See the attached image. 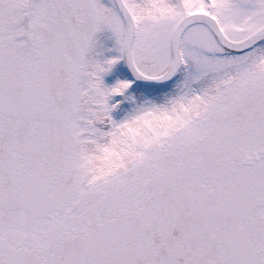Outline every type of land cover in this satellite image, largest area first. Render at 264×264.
Here are the masks:
<instances>
[{
    "label": "snow or ice",
    "instance_id": "1",
    "mask_svg": "<svg viewBox=\"0 0 264 264\" xmlns=\"http://www.w3.org/2000/svg\"><path fill=\"white\" fill-rule=\"evenodd\" d=\"M0 264H264V0H0Z\"/></svg>",
    "mask_w": 264,
    "mask_h": 264
}]
</instances>
